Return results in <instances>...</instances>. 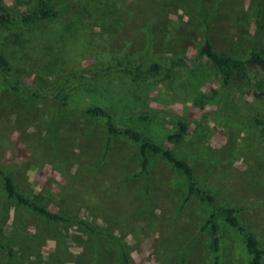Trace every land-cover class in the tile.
I'll return each instance as SVG.
<instances>
[{"label":"rangeland","instance_id":"obj_1","mask_svg":"<svg viewBox=\"0 0 264 264\" xmlns=\"http://www.w3.org/2000/svg\"><path fill=\"white\" fill-rule=\"evenodd\" d=\"M0 3L12 14L38 7ZM53 3L63 10L58 19L0 29V51L19 81L14 89L0 72V168L29 197L104 233L20 206L0 177V242L16 250L0 248V264H126L121 243L134 264H215L212 235L202 229L213 208L189 196L184 176L158 155L142 173L139 145L110 134L107 117L86 113L97 106L160 144L184 122L173 150L221 203L244 208L242 221L264 245V130L256 123L264 101L247 84H226L206 60L195 71L173 67L163 81L120 69L90 77L124 57L130 69L192 60L207 39L248 58L264 47V0ZM217 221L220 264H251L243 237Z\"/></svg>","mask_w":264,"mask_h":264},{"label":"trees","instance_id":"obj_2","mask_svg":"<svg viewBox=\"0 0 264 264\" xmlns=\"http://www.w3.org/2000/svg\"><path fill=\"white\" fill-rule=\"evenodd\" d=\"M37 1V8L27 9L17 14H12L7 7L0 3V29L7 30L10 26L16 24L33 25L61 17L63 10L54 6L53 2L55 0ZM69 6L72 8V5ZM63 9H65V7ZM203 60L208 61L213 66L217 72V76L223 82L226 84L244 82L249 86L257 100L264 101V47L253 48L249 57L243 58L240 55H232L227 52L218 51L209 39L201 45L195 58L188 60L185 57H174L167 68H165L163 64L155 62L147 69H141L139 67L136 69H130L125 66V64L129 62V59L124 57L120 59L115 66H110L103 71L91 74L90 77L95 79L104 76L112 69H120L125 73L133 75L132 77L135 80H137L140 75H145L147 78L163 81L171 77L170 70L173 67L182 66L190 71H195ZM0 72L3 74L6 81H14V84L12 82V86L14 89H17L19 81L13 77L10 60L3 51H0ZM81 75L88 77L85 73H82ZM159 75H161V77H159ZM86 113L94 117H107L110 134L124 136L139 145L138 151L142 163V173L149 174L150 172V155H158L161 159L172 164L184 176L189 196L195 195L203 202H207L213 208L212 213L203 224L202 229L209 231L212 235V248L216 254L215 264H220L218 254L220 252L221 237L217 216H220L243 237L247 250L251 255V264H264V245L262 240L257 235L256 231L241 219L240 213L244 208L221 203L217 197V193L210 191L200 184L196 168L193 166L192 162L185 157L179 156L173 150L170 141L176 140L180 142L187 132V127L184 122L180 123L179 132L171 135L166 143L160 144L147 138L134 129L117 125L113 120L111 112L103 107L97 106L91 108L87 110ZM256 123L257 125H261L264 130V120L258 119ZM110 148L111 143H109L107 150L109 151ZM0 177L2 178L7 197L16 201L20 206L33 209L53 222H65L71 224L79 223L95 234L104 233V230L95 229L84 220L71 218L57 211H53L46 205L29 197L20 190L15 177L5 169L0 168ZM110 235L118 239L117 236H114L111 233ZM121 245L124 262L126 264H134L122 243ZM0 248L7 249L11 256H14L16 253L14 248L11 246H5L2 242H0Z\"/></svg>","mask_w":264,"mask_h":264}]
</instances>
